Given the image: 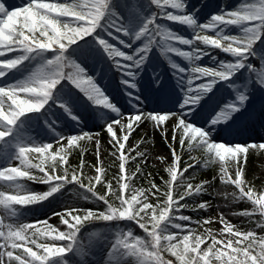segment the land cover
Here are the masks:
<instances>
[{
	"label": "snow or ice",
	"instance_id": "obj_1",
	"mask_svg": "<svg viewBox=\"0 0 264 264\" xmlns=\"http://www.w3.org/2000/svg\"><path fill=\"white\" fill-rule=\"evenodd\" d=\"M257 126L264 0H0V264H264Z\"/></svg>",
	"mask_w": 264,
	"mask_h": 264
},
{
	"label": "rangeland",
	"instance_id": "obj_2",
	"mask_svg": "<svg viewBox=\"0 0 264 264\" xmlns=\"http://www.w3.org/2000/svg\"><path fill=\"white\" fill-rule=\"evenodd\" d=\"M15 3L19 4L20 0H14ZM193 4L194 6L199 7L200 4V0H193ZM139 138V137H137ZM264 138V129H261L259 126L256 127L255 131H250L248 133H245L244 135L237 137V139L240 140H247L249 143L255 142V143H259L261 142V139ZM158 148L163 151L164 150V145L162 144V142L159 141L158 139ZM251 152V150H250ZM94 160V157H92L90 155V161ZM247 179L250 181H253L255 186L260 189V190H264V154H260L259 156L257 154H250V158L248 161V168H247ZM70 195V194H69ZM245 205L241 204V205H235L234 206V210H239L244 208ZM225 213H227L229 210L228 209H224ZM212 215L213 217H215L216 215V210L215 208L212 211ZM229 219L232 220L233 223H240V219L236 218V217H231L229 216ZM54 222V221H53ZM247 226V225H245ZM214 230H219L220 225L218 224H214L212 225Z\"/></svg>",
	"mask_w": 264,
	"mask_h": 264
},
{
	"label": "trees",
	"instance_id": "obj_3",
	"mask_svg": "<svg viewBox=\"0 0 264 264\" xmlns=\"http://www.w3.org/2000/svg\"><path fill=\"white\" fill-rule=\"evenodd\" d=\"M204 2V0H201V4ZM227 0H214L215 4H224ZM192 4V2H190ZM193 5V4H192ZM88 160H90V156L88 157Z\"/></svg>",
	"mask_w": 264,
	"mask_h": 264
}]
</instances>
